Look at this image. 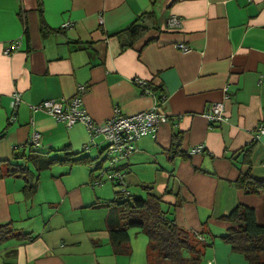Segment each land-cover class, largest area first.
I'll use <instances>...</instances> for the list:
<instances>
[{
    "label": "crops",
    "instance_id": "1",
    "mask_svg": "<svg viewBox=\"0 0 264 264\" xmlns=\"http://www.w3.org/2000/svg\"><path fill=\"white\" fill-rule=\"evenodd\" d=\"M146 11L151 28L122 47L124 29ZM224 87L226 119L211 125L205 113ZM15 92L17 118L8 122ZM76 93L95 122L115 108L130 115L159 105L166 120L117 165L126 192L154 194L169 218L199 234L207 243L200 264H249L221 240L230 225L222 217L241 203L264 220V194L235 184L240 173L264 180V135L254 140L264 126V0H0V224L15 228L0 240V264H148L146 243L136 250L130 239V252L119 253L110 242L107 203L120 186L92 185L98 169L81 160L86 126L30 108ZM34 132L37 147L27 144ZM197 144L202 151L188 154ZM103 145L95 137L91 153ZM66 155L79 161L45 165Z\"/></svg>",
    "mask_w": 264,
    "mask_h": 264
},
{
    "label": "trees",
    "instance_id": "2",
    "mask_svg": "<svg viewBox=\"0 0 264 264\" xmlns=\"http://www.w3.org/2000/svg\"><path fill=\"white\" fill-rule=\"evenodd\" d=\"M37 1L41 3V0ZM152 18L153 13L146 11L131 22L124 29L129 36V42L122 47L129 46L142 37L151 28ZM41 28H45L43 23ZM179 139V136H173L172 155L177 152ZM249 147L242 153V162H249ZM85 155L81 160L91 166V157ZM75 161L79 160L66 155L62 159H47L45 165ZM93 183L92 181V185ZM235 184L246 192L264 194V180L253 178L249 173H240ZM107 204L109 211L107 228L110 242L117 252H130L128 229L136 228L147 237L148 264H200L207 243L199 234L177 225L173 218H169L159 197L147 193L144 198H136L129 195L126 190L122 191L120 187L115 198ZM222 219L230 225L221 236V240L229 244L233 251L242 254L249 264H264V220L261 223L257 222L254 209L239 203ZM14 230L9 222L0 224V240L12 234Z\"/></svg>",
    "mask_w": 264,
    "mask_h": 264
},
{
    "label": "built area",
    "instance_id": "3",
    "mask_svg": "<svg viewBox=\"0 0 264 264\" xmlns=\"http://www.w3.org/2000/svg\"><path fill=\"white\" fill-rule=\"evenodd\" d=\"M169 24L175 26L178 24V20L173 17ZM62 26L71 27L72 23L66 21ZM17 46L16 42H12L5 52L9 53L17 48ZM178 46L183 51L189 49L184 44H179ZM133 82L141 93L153 95V90L149 87V81L146 79L134 77ZM82 90L83 87L79 86L78 91ZM226 90V87H224L221 101L213 102L205 113V117L211 125L226 119L224 115V101L228 98ZM20 100V94L18 92L13 93L8 122L16 120ZM159 100L160 103L166 100L164 90ZM30 108L32 111H44L55 120L63 122L66 127H71L76 123H83L86 126L89 138L88 142L82 146V151L91 157V166L98 169V176L93 181V184L99 186L104 181H111L119 184L122 191H125V176L122 170L117 168L118 163L136 151L135 143L138 139L149 134H154L158 124L164 122L167 116L165 112L160 110L159 105L130 115L123 114L119 109L115 108L111 117L102 122H95L83 107L79 93L68 98L46 99L30 105ZM261 135H264V126L262 125L254 131V140L258 139ZM97 136L103 138L104 145L99 152L92 154L91 145ZM39 139L40 133L34 132L27 144L31 147H37ZM13 148L14 150L18 149V145H14ZM203 148V144L194 145L188 150V154L199 153ZM105 160L108 161L107 167L103 166Z\"/></svg>",
    "mask_w": 264,
    "mask_h": 264
},
{
    "label": "rangeland",
    "instance_id": "4",
    "mask_svg": "<svg viewBox=\"0 0 264 264\" xmlns=\"http://www.w3.org/2000/svg\"><path fill=\"white\" fill-rule=\"evenodd\" d=\"M103 166L104 167L108 166V161L107 160H105V162L103 163ZM108 182L109 181H107L106 183H108ZM128 234H129L130 239L132 241V245L135 246L136 250L140 249L141 246L143 248L145 243H147L146 235L143 232L138 231L136 228H129L128 229ZM133 240H135L134 243H133ZM140 241H141V244L139 243Z\"/></svg>",
    "mask_w": 264,
    "mask_h": 264
},
{
    "label": "bare ground",
    "instance_id": "5",
    "mask_svg": "<svg viewBox=\"0 0 264 264\" xmlns=\"http://www.w3.org/2000/svg\"><path fill=\"white\" fill-rule=\"evenodd\" d=\"M102 138V137H101Z\"/></svg>",
    "mask_w": 264,
    "mask_h": 264
}]
</instances>
